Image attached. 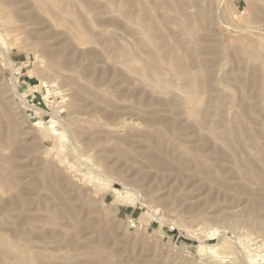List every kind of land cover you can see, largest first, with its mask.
Masks as SVG:
<instances>
[{
  "label": "rangeland",
  "instance_id": "rangeland-1",
  "mask_svg": "<svg viewBox=\"0 0 264 264\" xmlns=\"http://www.w3.org/2000/svg\"><path fill=\"white\" fill-rule=\"evenodd\" d=\"M0 264H264V0H0Z\"/></svg>",
  "mask_w": 264,
  "mask_h": 264
},
{
  "label": "bare ground",
  "instance_id": "bare-ground-1",
  "mask_svg": "<svg viewBox=\"0 0 264 264\" xmlns=\"http://www.w3.org/2000/svg\"><path fill=\"white\" fill-rule=\"evenodd\" d=\"M64 86H66V85H64Z\"/></svg>",
  "mask_w": 264,
  "mask_h": 264
}]
</instances>
